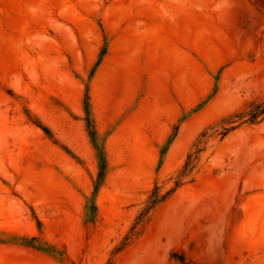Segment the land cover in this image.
Returning <instances> with one entry per match:
<instances>
[{
  "label": "rangeland",
  "instance_id": "obj_1",
  "mask_svg": "<svg viewBox=\"0 0 264 264\" xmlns=\"http://www.w3.org/2000/svg\"><path fill=\"white\" fill-rule=\"evenodd\" d=\"M261 102L264 0H0V264H264Z\"/></svg>",
  "mask_w": 264,
  "mask_h": 264
},
{
  "label": "trees",
  "instance_id": "obj_2",
  "mask_svg": "<svg viewBox=\"0 0 264 264\" xmlns=\"http://www.w3.org/2000/svg\"><path fill=\"white\" fill-rule=\"evenodd\" d=\"M247 112L239 113L237 115H234L231 119H236V121H230L227 122L228 124H233L234 122L241 121L243 118H246L243 123H249V124H255L257 123L258 120H260L264 116V102L261 103H251L248 107ZM234 127H230L228 129H225L224 133L222 136H224L226 133L229 131L233 130ZM101 158L103 159V154L101 153ZM192 165V160L190 157H188L187 162L184 165L183 172L181 174V177L185 175L189 169L191 168ZM178 184V183H177ZM176 184V186H177ZM156 201V200H155ZM153 202V204L155 203Z\"/></svg>",
  "mask_w": 264,
  "mask_h": 264
}]
</instances>
